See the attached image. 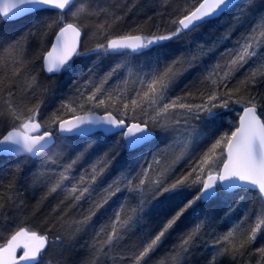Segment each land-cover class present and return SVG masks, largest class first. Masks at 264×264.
Here are the masks:
<instances>
[{
	"label": "snow or ice",
	"instance_id": "1",
	"mask_svg": "<svg viewBox=\"0 0 264 264\" xmlns=\"http://www.w3.org/2000/svg\"><path fill=\"white\" fill-rule=\"evenodd\" d=\"M236 7L235 0H194L191 6L176 10L170 30L143 34L134 28L113 34V23L122 16L113 15L100 0H83L78 7L75 0H0V23L38 18L27 35L10 38L0 32V66L11 69V78H19L28 61V37H46L54 27L58 29L53 33L54 42L40 57L43 71L55 74L70 70L74 58L84 55L114 60L108 71L97 75L90 70L83 82L74 81L70 95L61 101L49 122L39 119L42 100L29 106L23 97L16 98L12 90L15 84L5 88L0 81V159L12 164L10 170L3 171L21 172L24 163L40 159L45 153H49L47 163L56 165L67 141H85L86 147L75 158L50 170L48 192L65 191L61 203L71 208L86 199L90 201L87 213L74 221L78 229L86 227L113 197H123L124 203L95 232L93 252L106 254L128 233L143 230L139 243L128 249L124 259L129 264H148L182 219L194 215L195 226L170 249L171 264H185L184 258L201 244L212 253L208 264H217V257L232 255L234 259V254L264 230V96L259 100L256 96L238 97L239 89L230 88L228 83L250 61L259 67L242 83L255 86L257 77H264V15L207 70L199 81L210 82L204 90L192 91L186 85L183 95H172L185 73L198 71L203 58L212 55L221 41L244 25L255 7L251 0L232 13L221 35L189 44L186 55L170 59L158 53L144 66L136 65L135 60L154 46H163V42L185 41L203 25ZM52 9L58 13L56 20L41 19ZM92 17L100 21L91 33L96 43L82 50L81 38L88 35L89 28L82 21ZM122 70L126 75L114 87L109 86ZM34 85L36 78L31 77L25 86L32 90ZM232 103L243 105L238 122L231 130L215 135L211 126L222 118L219 110L228 109ZM158 135L166 137L168 143L146 161L140 150ZM94 145L104 146L105 150L91 161L86 154ZM121 154L129 157L126 166L94 199L95 186ZM80 161L87 167L75 177L73 169ZM181 162L187 169L177 175L176 166ZM242 192L255 193L252 211L224 234H217L213 229L215 217L204 212V206L221 202L231 211L241 204ZM164 203H170L169 210L156 223H150L152 212ZM202 229L207 231L202 233ZM46 244V236L20 228L0 244V264H39ZM18 250L22 255L17 256ZM256 251L264 256V247ZM98 260L96 256L88 264H98Z\"/></svg>",
	"mask_w": 264,
	"mask_h": 264
},
{
	"label": "trees",
	"instance_id": "2",
	"mask_svg": "<svg viewBox=\"0 0 264 264\" xmlns=\"http://www.w3.org/2000/svg\"><path fill=\"white\" fill-rule=\"evenodd\" d=\"M82 2L83 0H76L75 7H78ZM193 2L194 0H100V3L108 7L113 15L122 16L119 22L113 23L110 29L113 34L128 32L130 29L134 28L141 29L143 34H149L157 30L160 32L170 30L173 27L171 18L176 10L189 7ZM249 2L250 0H240L236 4V8H233L229 13L212 21L210 24L203 25L200 31L202 30V34L209 35L210 40L216 39L229 25L232 13L238 11L241 6ZM251 3H253L255 7L246 17L244 25L237 28L228 40L221 41L212 55L204 57L199 65L198 71L190 75L185 73L178 82L179 86L174 89L172 93L173 96L183 95L186 85L189 86L192 91H195L196 88L204 90L210 87V82L203 84L199 82L203 79V76L206 75L207 70L219 60L221 53L235 46L236 41L241 38L242 34L249 31L254 22L259 20L260 15H264V0H251ZM74 9L75 8H73V10ZM57 18L58 13L50 10L41 17V19H46L48 21L56 20ZM37 19V17L30 16L14 22L0 23V32L10 38L21 36L22 34L27 35L28 30L36 24ZM68 22H72V19L70 18ZM82 22L89 25L87 29L88 35L83 36L81 44V49L83 50L84 48L94 47L96 38L93 37L91 33L95 31V26L100 21L92 17ZM57 30L58 29L54 27L49 31L46 37L40 35L28 37L26 45L28 61L21 70L19 78H11V69L0 66V81L4 82L3 87L7 88L15 84L16 86L12 90L15 92L18 100L23 97L24 102L29 104V106H32V104L40 100L43 101L41 107L44 108L48 117L44 118V116L39 114V119L42 122L50 121V116L57 111L61 101L70 95V90L72 89L74 81L83 82L89 76L90 70L97 75L102 74L108 71L114 63L111 57L84 55L74 58L70 70H64L60 75L47 76L43 71V60L40 57L49 50L54 39L53 33ZM89 38H92L91 43L88 41ZM188 40L191 39L187 37L186 41ZM186 41L163 42V46H154L151 50L147 51L146 55L137 57L135 64L144 66L148 61H154L158 53H164L170 59L186 55L189 47ZM85 57L88 59L83 60L82 58ZM257 67H259L258 63L250 61L243 68L235 72L230 79L228 86L233 89H239L237 93L238 97L247 99L249 96H256L259 100L261 96H264V77L258 76L255 86L250 83L246 86L242 83V81L249 76L250 72ZM125 75L126 71L122 70L121 74L114 77L109 84L111 82L119 83ZM31 77L36 78V85L33 86L32 90H28L25 85ZM29 91H31L30 95L28 94ZM242 107V104L232 103L228 109H220L219 111L223 113V115L219 121L211 126L212 133L219 135L224 131L231 130L238 122ZM160 140L161 135H158L154 142L141 150L145 149L144 151L147 152L153 149L156 150L157 147H164V141L162 143ZM164 140L167 142L166 137ZM51 151L52 150H50V152ZM61 152L72 158L73 153H68L63 149ZM47 154L48 153L42 154L40 159L35 161L28 160L22 165L23 170L15 174L3 171L5 169L10 170L12 164L6 167L0 166V234H6L5 238L0 239V244L5 243L6 240L20 228H25L28 231L36 232L38 235L46 236L49 245L57 241V236L61 237L60 240H66L67 237L65 235H69L72 232L73 229L69 225L74 219L70 215L71 209L73 208L69 207L66 203L62 204L61 201L64 199L58 193L49 194V192L45 190L43 193L38 192L35 193L33 197H30L31 188L28 180L30 176L26 174L27 164L33 162V164H35ZM2 161L8 162L7 159H0V162ZM186 169L187 165L182 163L179 167H176V174L179 175L183 171H186ZM79 171L81 172V170ZM73 175L76 177V166L73 169ZM241 196L243 197L241 204L231 211L221 202L209 203L204 206V212L215 217L213 229L217 234H224L234 224L238 223L252 211L254 201L256 200L255 193L242 192ZM115 199L118 200L116 197ZM114 201L113 199L110 200L109 204L106 205L108 207L105 210L102 209L96 217H93L92 221L82 232H80L82 229L76 230V241L71 243L70 241L67 242V244L69 243L67 248H73L74 250L63 251V253L55 256L53 259L54 261L50 264H88V262L93 260L96 256L99 257L98 264H129L124 257L128 255V249L134 244L139 243L143 235V230H135L132 233H128L121 244L113 247L106 254H99L93 252L91 249L95 232L101 226L108 223L109 218L114 213L111 209L115 205H119V201ZM122 203H124V200ZM170 206V203L159 205L152 212L149 222L153 224L156 223L158 219L163 217V213L169 210ZM255 207H259L258 203ZM83 210L86 209L83 208ZM196 223V216L188 215L184 217L178 227L172 232L167 242L152 254L148 264H164L165 261L171 264L170 249L174 244L178 243L180 237L189 229L193 228ZM5 231H8V233ZM206 231L207 229H202V233ZM203 239L207 240V235H204ZM261 247H264V230L257 234L255 241L246 245L240 252L234 254V259L232 255L224 258L217 257V264H220L221 261L222 264H264V256L256 251ZM44 253L40 257L39 264H41V258ZM211 254L210 249L206 245L201 244L199 247L193 248L191 254L184 258L185 264H208Z\"/></svg>",
	"mask_w": 264,
	"mask_h": 264
},
{
	"label": "rangeland",
	"instance_id": "3",
	"mask_svg": "<svg viewBox=\"0 0 264 264\" xmlns=\"http://www.w3.org/2000/svg\"><path fill=\"white\" fill-rule=\"evenodd\" d=\"M75 10V9H74ZM71 17L69 15H66V19L69 21ZM208 29V27H207ZM24 35V34H23ZM189 39L191 40H188L186 42H188V45L189 44H194L195 42L199 41L201 43L203 42H206V41H210V37L209 35L207 34H202V30L200 31L197 30L195 33L191 34L189 37ZM88 41L91 43L92 42V38H89ZM192 42V43H191ZM83 60H87L88 58H82ZM117 82H111L109 84V86H112L114 87L115 84ZM262 111H264V109H261ZM40 115L44 116V118H47L48 115L47 113L44 111V108H40ZM51 117V116H50ZM165 137H163L161 135V140L160 142L164 143L163 144H166L168 143V139H167V142L166 140H164ZM86 147V142L85 141H82V140H72V141H67L65 146L63 147V150H65L66 152L68 153H73L72 155V158L69 157V155H65L61 152V155H60V158L57 159V162H56V165H52L50 163H47V158H48V155L49 153L44 157L42 158L40 161H37L35 164L33 163H30V164H27V167H26V174L29 175V184H30V197H33L35 195V193H43V191H47L48 192V187H49V184L50 182L48 181V176L50 174V170L51 169H54V168H59L60 166L62 165H65L67 164L68 162H70V159H73L75 158V156L77 154H79V152L84 148ZM104 146H97V145H94L91 149H89L88 153L86 154V158H90L91 161H94L96 159L97 156H99L105 149ZM164 147H157V149H153L151 151H144L145 149L143 150H140L143 154H144V157L146 158V161H150L151 160V154L153 153H156L158 150H162ZM129 160V157L125 154H121L120 157H118L117 161L113 162V164L111 165V167L105 172L103 178L101 179V181L95 186L96 189H97V192L93 194V198L94 199H98L100 195H102L103 193L100 191L101 189H103L104 187L107 186L108 183H111V181L115 178H117L119 175H120V172L121 170L126 166V163L127 161ZM184 163V162H181V164ZM180 164V165H181ZM10 165L9 162H0V166H8ZM180 165H177L178 167ZM176 166V167H177ZM84 167H87V165L84 164L83 161H80L76 164V177L79 176L80 174V171H82V169ZM77 171H79L77 173ZM67 183V182H66ZM55 193H58L63 199H65V191H62V190H58L57 192ZM54 194V193H53ZM116 198L118 200L115 199V197H113V201L115 199L114 202H117L119 201V205L123 202V198L118 195L116 196ZM110 202V201H109ZM112 202V201H111ZM89 204H90V201L89 200H85L83 201L79 206L77 207H74V211L73 209H71V213L70 215L74 218L73 221L70 223V227L73 229L72 232L69 234V235H65L67 237V239L65 240H59V241H56L55 243H51V245L48 246L47 250L45 251L43 257L41 258V264H50L52 261H54V257L57 256L58 254H61L64 252H66L67 250H74L73 248H67L69 246V243L67 244L68 241L71 242H75L76 241V230H78L76 224L74 223V221L79 220L81 219V217L87 213L88 211V208H89ZM119 205H115L111 210L114 212L116 207L118 208ZM108 206H105L104 210L107 208ZM86 209V210H83ZM85 228V227H84ZM80 231L82 232L83 229ZM8 233V231H5ZM4 232V233H5ZM78 232V233H80ZM6 237V234H3L1 233L0 234V239L1 238H5ZM74 238V239H73Z\"/></svg>",
	"mask_w": 264,
	"mask_h": 264
},
{
	"label": "water",
	"instance_id": "4",
	"mask_svg": "<svg viewBox=\"0 0 264 264\" xmlns=\"http://www.w3.org/2000/svg\"><path fill=\"white\" fill-rule=\"evenodd\" d=\"M240 0H235V2H236V4L239 2ZM75 2H76V0H75ZM50 11H56V10H54V9H52V10H50ZM57 12V11H56ZM18 20H21V19H18ZM18 20H15V21H18ZM12 22H14V21H12ZM82 40H83V36H82V38H81V44H82ZM53 42H54V39H53ZM52 42V43H53ZM50 48H51V46H50ZM50 48H49V50H50ZM63 72V71H62ZM62 72H60V73H55V74H50V73H47L46 71H44V73L47 75V76H56V75H60ZM242 113V112H241ZM156 139V138H155ZM155 141V140H154ZM153 141V142H154ZM47 246H48V241H47V244H46V246H45V249H44V251L47 249ZM43 251V252H44ZM42 252V253H43ZM19 255H22V251H20V250H18L17 251V256H19Z\"/></svg>",
	"mask_w": 264,
	"mask_h": 264
},
{
	"label": "bare ground",
	"instance_id": "5",
	"mask_svg": "<svg viewBox=\"0 0 264 264\" xmlns=\"http://www.w3.org/2000/svg\"><path fill=\"white\" fill-rule=\"evenodd\" d=\"M240 114H241V113H240ZM77 172H78V171H77ZM47 241H48V239H47ZM48 245H49V241H48ZM47 248H48V246H47ZM46 250H47V249H46ZM46 250H45V251H46ZM45 251H44V252H45ZM44 252H43V253H44Z\"/></svg>",
	"mask_w": 264,
	"mask_h": 264
}]
</instances>
